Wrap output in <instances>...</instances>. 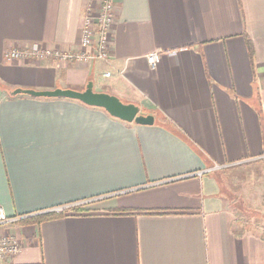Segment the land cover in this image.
<instances>
[{
  "label": "crops",
  "instance_id": "1",
  "mask_svg": "<svg viewBox=\"0 0 264 264\" xmlns=\"http://www.w3.org/2000/svg\"><path fill=\"white\" fill-rule=\"evenodd\" d=\"M84 5L0 0V205L26 215L0 264H264V215L222 175L264 154V0H115L109 61L5 58L80 50ZM89 81L153 124L11 95Z\"/></svg>",
  "mask_w": 264,
  "mask_h": 264
},
{
  "label": "built area",
  "instance_id": "2",
  "mask_svg": "<svg viewBox=\"0 0 264 264\" xmlns=\"http://www.w3.org/2000/svg\"><path fill=\"white\" fill-rule=\"evenodd\" d=\"M115 14V0H85L81 21L78 51L59 50L54 48H22L15 47L5 51L8 60H36L57 59L59 61H75L90 64L95 61H109L110 35ZM159 60L158 52L147 55V61L154 67ZM109 77L110 72H105ZM264 160V154L257 158ZM85 202L55 207L53 212L65 213L72 207ZM26 215H7L0 205V262L9 261L22 250V241L19 236L11 232L9 226L25 219Z\"/></svg>",
  "mask_w": 264,
  "mask_h": 264
},
{
  "label": "water",
  "instance_id": "3",
  "mask_svg": "<svg viewBox=\"0 0 264 264\" xmlns=\"http://www.w3.org/2000/svg\"><path fill=\"white\" fill-rule=\"evenodd\" d=\"M18 94L32 97H63L75 99L89 106L103 108L109 115L126 122H135L141 125H151L154 122L153 115L141 113L138 105L134 103H125L114 94L95 91L92 81H89L83 90L72 88H55L49 90L16 88L11 91V95Z\"/></svg>",
  "mask_w": 264,
  "mask_h": 264
},
{
  "label": "rangeland",
  "instance_id": "4",
  "mask_svg": "<svg viewBox=\"0 0 264 264\" xmlns=\"http://www.w3.org/2000/svg\"><path fill=\"white\" fill-rule=\"evenodd\" d=\"M222 171L225 188L232 196L248 209L264 215V160L238 163ZM258 219L264 227V217Z\"/></svg>",
  "mask_w": 264,
  "mask_h": 264
},
{
  "label": "trees",
  "instance_id": "5",
  "mask_svg": "<svg viewBox=\"0 0 264 264\" xmlns=\"http://www.w3.org/2000/svg\"><path fill=\"white\" fill-rule=\"evenodd\" d=\"M54 214H55L54 212H47V213H45V214H43L41 216H38V217H40L41 219L42 218H49V217L53 216Z\"/></svg>",
  "mask_w": 264,
  "mask_h": 264
}]
</instances>
